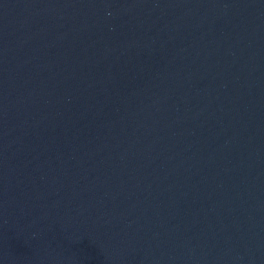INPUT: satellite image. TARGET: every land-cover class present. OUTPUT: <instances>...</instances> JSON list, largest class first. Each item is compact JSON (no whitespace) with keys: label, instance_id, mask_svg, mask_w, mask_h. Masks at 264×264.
Returning <instances> with one entry per match:
<instances>
[{"label":"water","instance_id":"water-1","mask_svg":"<svg viewBox=\"0 0 264 264\" xmlns=\"http://www.w3.org/2000/svg\"><path fill=\"white\" fill-rule=\"evenodd\" d=\"M0 137L156 264H264V0H0Z\"/></svg>","mask_w":264,"mask_h":264}]
</instances>
